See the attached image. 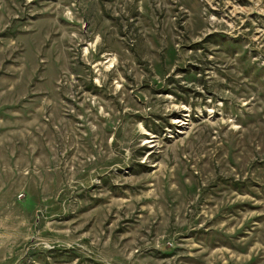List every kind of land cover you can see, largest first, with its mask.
<instances>
[{
  "label": "rangeland",
  "instance_id": "rangeland-1",
  "mask_svg": "<svg viewBox=\"0 0 264 264\" xmlns=\"http://www.w3.org/2000/svg\"><path fill=\"white\" fill-rule=\"evenodd\" d=\"M0 264H264V0H0Z\"/></svg>",
  "mask_w": 264,
  "mask_h": 264
}]
</instances>
